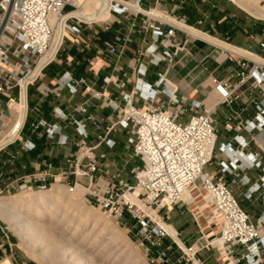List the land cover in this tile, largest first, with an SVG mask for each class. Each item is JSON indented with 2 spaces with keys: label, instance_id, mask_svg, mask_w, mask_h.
Returning a JSON list of instances; mask_svg holds the SVG:
<instances>
[{
  "label": "crops",
  "instance_id": "0c3cea01",
  "mask_svg": "<svg viewBox=\"0 0 264 264\" xmlns=\"http://www.w3.org/2000/svg\"><path fill=\"white\" fill-rule=\"evenodd\" d=\"M123 1L140 9L142 14L129 12L113 15L109 0L105 17L88 21L92 23L82 25L78 35L68 34L55 59L41 69L36 80L27 86L25 118L15 134L16 128L11 129L16 114L4 106L8 94L0 95V196L17 190H22L20 193L32 191L40 184L52 186L72 182L73 164L81 157L82 148L94 146L99 136L114 141L111 149L101 143L94 150L96 156L104 155L99 161L101 179L111 183H116L118 178L129 182L131 171L140 162L125 147L128 136L125 130L116 127L105 135V126L113 123L116 117V111L108 106L107 100L122 106V94L133 92L134 103L142 106L135 94V84L152 83L158 73L164 74V80L171 86L167 90L173 91L182 105L192 101L209 106L216 104L219 94L214 90L211 78L235 82L237 79L233 74L238 70L236 60H240V57L253 58L191 35L179 23L216 38L230 48L263 56L264 60L260 48L264 42V22L248 18L242 8L228 0ZM159 15L166 16L165 23L159 25L164 33L175 30L171 36L161 37L171 56L157 65H150V56L144 52L152 42L146 24L151 22L149 17ZM110 48H114V52H110ZM162 51L160 45L159 54ZM229 57L234 61H230ZM138 68H145L143 76L138 74ZM62 76L63 80L71 79L68 85L60 81ZM16 93L15 88L10 91L12 96H16ZM96 93L102 96H96ZM237 94L238 99L232 104L216 106L213 115L216 141L212 159L203 167V171L226 182L255 224L261 210L258 193L252 192L249 198L245 194L249 188L256 186L258 171L241 168L222 173L219 166V162L231 159L221 150V146L231 142L233 150H240L235 137L247 143L243 153H258L264 147L262 133L239 125V122L244 124L253 120L255 103L262 99L263 93L252 85V80H248L237 90ZM157 98L158 103L166 105L165 94H159ZM79 106L85 107L89 120L77 111ZM168 108L174 111L173 105ZM55 110L66 114L67 119L59 118ZM228 116L230 121H226ZM20 117L17 122H20ZM38 119L47 124H56L58 132L48 136L43 128H32ZM73 119L79 122V130H83L86 137L78 135ZM9 133L11 136L14 134L12 138ZM246 180L247 184L241 183ZM212 212L213 207L207 199L196 201L191 198L190 202L181 200L175 206L163 208L158 215L162 223L174 229L176 237L172 238L180 247H197L195 257L203 264H247L244 259L246 250L242 246H223L221 249L217 243L210 246L205 244L220 232L212 223ZM9 231L0 221V264H37L20 253L14 235ZM164 246H171L169 258L173 262L180 251L168 238L164 239ZM259 264H264V249L259 251Z\"/></svg>",
  "mask_w": 264,
  "mask_h": 264
},
{
  "label": "built area",
  "instance_id": "2783aa9c",
  "mask_svg": "<svg viewBox=\"0 0 264 264\" xmlns=\"http://www.w3.org/2000/svg\"><path fill=\"white\" fill-rule=\"evenodd\" d=\"M83 1L0 0V95L8 94L4 106L16 114L13 124L16 132L25 118L27 86L36 80L41 69L55 59L68 34L78 35L82 25L92 23L69 15ZM229 2L237 6L234 1ZM111 4L113 15L120 16L129 12L134 15L142 14L140 9L123 0H111ZM51 18L59 19L62 23L63 34L59 41L54 40L57 25ZM149 18L151 22L146 24V28L151 32L152 42L144 52L150 56L149 64L157 65L171 56L166 50L167 45L161 42V37L171 36L175 30L170 29L164 33L160 29L159 25L165 23L166 16ZM160 45L163 47L161 54ZM260 48L264 55V42L260 44ZM109 51L114 52V48ZM42 57L44 59L41 61ZM258 57L263 59V56ZM229 60L234 61L231 57ZM248 62L251 63L250 66ZM236 64L238 70L233 74L237 79L235 82L211 78L219 100L210 106L198 101L182 105L173 95V91L167 90L171 86L164 80L163 73H158L157 79L152 83L135 84V94L142 106L134 103L133 92L122 94V106L107 100L108 106L116 111V117L113 123L105 126V135L116 127L125 130L128 134L125 147L140 162L131 171L129 182L119 178L116 183L101 179L102 167L99 161L104 155L96 156L94 150L101 143L109 149L114 146V141L105 136H99L94 146L83 147L81 157L73 164V180L65 183L68 192L74 193L79 189L83 202L95 208L105 220L118 223L127 216L134 221L132 227L136 228L135 234L141 239L148 264H203L195 257L198 249L194 245L180 247L159 224L161 219L158 215L163 208L177 205L183 192L194 182H200L207 199L221 216L219 235L214 242L207 245L217 243L222 247L242 246L246 250L244 259L247 264H259V251L264 249V147L258 153H243L247 143L235 137L234 141H238L240 150H233L231 142L224 144L221 150L226 153L231 151L234 158L228 162H219L222 173H231L241 168L258 171L256 186L249 188L245 194L249 198L252 192L258 193L261 210L255 224L242 209L226 182L221 177H213L203 171V167L210 163L214 151L217 129L213 115L216 106H228L236 101L237 90L248 80H252V85L263 96L255 103L256 113L253 120L244 124L239 122V125H244L249 131L262 133L264 138V64L244 57L236 60ZM137 72L143 76L145 68H138ZM62 78L63 76L60 81L68 85L71 79ZM14 88L17 91L16 96L10 94ZM159 94L166 95V105L158 103ZM169 105L174 106V111L169 110ZM77 111L90 119L85 107L79 106ZM54 113L63 120L67 119L66 114H60L57 110ZM20 114L22 117L18 124ZM230 119L228 116L226 121ZM72 121L78 135L86 137L87 134L79 130V122L74 119ZM32 128H43L48 136H53L59 130L56 124H47L42 119L33 123ZM241 183L245 185L248 180ZM50 186L40 184L35 189L45 191ZM137 203L144 209H140ZM151 212H155L158 219L153 218ZM166 238L180 251L173 262L169 258L171 246H164Z\"/></svg>",
  "mask_w": 264,
  "mask_h": 264
},
{
  "label": "bare ground",
  "instance_id": "6f19581e",
  "mask_svg": "<svg viewBox=\"0 0 264 264\" xmlns=\"http://www.w3.org/2000/svg\"><path fill=\"white\" fill-rule=\"evenodd\" d=\"M108 1L109 0H84L83 1L84 3L82 2L80 7L76 10H73L69 15L75 16L84 21H93L98 17L103 18L106 16V8L108 5ZM232 1H234L236 5L239 6V8H242L245 12L249 13L250 15L259 19H264V0H253L249 2H241L240 0H232ZM51 21L57 25L56 39H58L59 41L63 32L62 23H60L59 19H55V18H51ZM170 22H173L174 24L176 23L175 21L172 20ZM178 25L182 27L184 30L188 31L191 35L207 40L214 45L223 48H228L236 54L252 56L253 60L264 64V60L256 55H249L247 52L243 50L237 48H230L223 42L217 40L216 38L209 37L193 28L191 29L183 25L182 23H179ZM43 59L44 57L41 58V61ZM21 117H20V121H21ZM17 123L19 124L20 122L18 121ZM14 129L15 128L13 126L11 130L13 131ZM15 133L16 131L14 132V134ZM12 136L10 138H12ZM228 152L227 155L231 159H233V156L231 155L232 152L231 151H230L231 153ZM66 189L67 188H65L63 185L56 184V185H52L48 191L45 190V191L32 192L29 195L19 194L18 196L12 197L11 199L0 197V219H2L4 222H7L9 224L11 229L14 230V232L20 238L24 246L27 248V250L31 251L32 246H30L31 242H29V239L27 237L28 235L25 231H22L24 230L23 227L29 223V220L27 219L28 215L29 216L32 215L35 218H39V219L45 218V220H47L48 225L43 228H45V230L48 233L50 232L53 235L55 233L54 228L52 227V225L54 224L53 220L55 221L58 220L57 224L55 225V228L57 227V225L61 223L63 225H66L64 230H67L70 224L74 225V223L76 222L77 223L76 226L74 228L72 227L73 228L72 235H74L79 232L80 224H86V221L92 217L93 220L91 222L92 227L90 231L82 238V240H85L86 238L90 237V240L92 241L89 243V246H93L95 243L100 241V239L106 233L108 235L107 238L108 242L105 243L103 248L100 250L99 252L100 254L103 253L104 250L108 247L111 246L118 247L117 249L120 250L121 252L117 255L118 256L117 258L121 257V255L122 257L126 256L129 260H132L133 264H140L141 261L135 257V254L129 247L128 243L126 242L124 236L120 233V231L114 226H112L110 222L109 225L108 220L101 219L98 213H92L91 207H86L79 201L77 195L79 194L80 190L77 189L76 193L74 194V193H69L67 191L68 189L67 190ZM191 198H194V200L196 201H199L201 199H207L204 188L200 184V182H194L190 184L181 196V200L184 202H190ZM137 205L139 206L140 209H144L141 204L137 203ZM19 212H23V213L20 214ZM151 214L153 218L158 219V216L155 212H151ZM210 217L212 218V223L215 224V226L220 229L222 222L221 216L215 210L214 207ZM159 224L160 225L163 224V226L162 225L161 226L166 230L167 233L171 235V237L175 236L174 229L170 225L164 224L162 223V221H159ZM55 238L56 237H54V239ZM219 247L223 249L222 246L219 245ZM44 253H45L44 251L38 252L37 257L41 259L44 258L45 256ZM108 255L109 254H106V257H108ZM117 258L115 259L118 260Z\"/></svg>",
  "mask_w": 264,
  "mask_h": 264
},
{
  "label": "rangeland",
  "instance_id": "374dc122",
  "mask_svg": "<svg viewBox=\"0 0 264 264\" xmlns=\"http://www.w3.org/2000/svg\"><path fill=\"white\" fill-rule=\"evenodd\" d=\"M244 14L252 20L264 22V19L256 18L245 11ZM56 38H57V33L55 32L54 40H56ZM9 136H11L10 133ZM215 141L216 138L214 142ZM63 186L67 188L65 184H63ZM49 189H47L46 191H48ZM21 191L22 190H17L16 192L11 193L9 195L1 194L0 197L11 199L12 197L18 196L19 194L29 195L32 192H37L36 189H32V191L20 193ZM75 193L76 192H74V194ZM79 194L77 195L79 201L84 206L90 207L89 205L83 202L81 195ZM91 211L92 213H98L100 218L103 219L100 213L95 208L92 209L91 207ZM19 213L21 214L23 212H19ZM27 219L29 220V223L23 227L24 230L22 231H25L28 235L27 237L29 239V242H31V244L30 243L29 244L30 246L33 247V248L31 247V251L27 250V248L24 246L20 238L17 236L14 230L11 229V227L7 222H4L2 219H0V221H2L3 225L6 228H8V230H10L9 231L10 233L14 235L17 248L19 249L20 253L27 258L33 259L37 264H133L132 260H129L126 256L122 257L121 255V257L117 258L118 257L117 255L121 252L120 250L117 249L118 247L111 246L112 248L108 247L104 250L103 253L101 254L99 253L100 250L105 245V243L108 242L107 240L108 235L106 233L100 239V241L95 243L93 246H89V243L92 241L90 240V237L86 238L85 240H82V238L90 231L92 227V223H91L93 221L92 217L86 221V224H80L79 232L74 235H72V233H73V228L77 224L76 222L74 223V225L70 224L69 228L67 230H64L66 225H63L61 223L57 225V227L55 228V225L57 224L58 220L57 221L53 220L54 224L52 225V227L54 228V232H55L54 235L56 236H54L50 232L48 233L45 230V228H43L48 225L47 220H45V218L39 219V218H35L32 215L31 216L28 215ZM109 222L111 223L112 226L117 228L120 231V233L124 236L129 247L135 254V257L141 261L140 264H148L147 257L145 256V252H144V247L141 245V239L135 234L136 228L132 227L134 221L130 220L127 216H125L118 223L108 220V223ZM205 235H207L206 232ZM54 237H56L57 239L56 238L54 239ZM215 238H216L215 236L212 237L211 240L209 242H205V244L214 242ZM40 251L45 252L44 253L45 256L42 259L37 257V253ZM105 252L106 254H109L108 257H106ZM115 258H117L118 260H116Z\"/></svg>",
  "mask_w": 264,
  "mask_h": 264
}]
</instances>
